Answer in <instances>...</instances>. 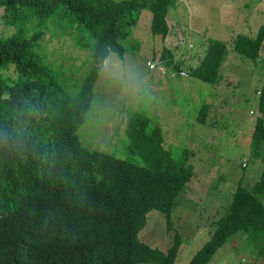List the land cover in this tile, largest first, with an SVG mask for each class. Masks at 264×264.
I'll list each match as a JSON object with an SVG mask.
<instances>
[{
  "label": "trees",
  "instance_id": "1",
  "mask_svg": "<svg viewBox=\"0 0 264 264\" xmlns=\"http://www.w3.org/2000/svg\"><path fill=\"white\" fill-rule=\"evenodd\" d=\"M174 3L0 0L4 23L14 27L9 36H0V264L174 263L179 233L165 252L141 241L138 233L150 210L160 211L171 229V213L193 175L192 165L171 157L162 146L161 127L146 117H133L125 130L126 149L142 164L86 148L77 134L106 57L110 52L123 56L120 41L132 32L143 9L151 12L150 31L165 38L167 12ZM54 16L67 18L69 28L60 31L74 32L73 43L88 51V70L79 78L67 77L43 52L40 41L45 30L55 33L49 28L55 25ZM79 32L86 39L79 41ZM263 41L264 24L254 37L238 34L232 49L256 61ZM205 45L195 65L180 66L168 49L160 62L215 84L227 47L213 38ZM9 67L14 77L1 74ZM71 80L79 86L75 92ZM257 93L261 116L254 123L250 149L263 162L260 177L251 188L239 182L212 222L209 239L187 264H207L238 232L264 257V82ZM206 110L203 104L200 122Z\"/></svg>",
  "mask_w": 264,
  "mask_h": 264
},
{
  "label": "rangeland",
  "instance_id": "2",
  "mask_svg": "<svg viewBox=\"0 0 264 264\" xmlns=\"http://www.w3.org/2000/svg\"><path fill=\"white\" fill-rule=\"evenodd\" d=\"M2 13L0 7V36L5 37L14 27L4 23ZM53 19L55 25L52 22L49 28L56 34L45 30L40 41L46 59L67 77L79 78L88 70V51L73 43L74 32L60 31L69 28L65 16L60 21L57 16ZM166 20L169 32L162 38L150 31L151 12H140L132 32L120 41L123 56L110 52L104 60L77 134L86 148L142 164L126 149L128 122L142 116L161 127L162 146L174 159L191 164L193 175L184 195L182 191L177 197L171 229L160 211L150 210L138 237L165 252L175 232L179 233L181 244L173 264H187L209 239L212 222L225 209L239 182L251 188L263 168L262 160L251 155L250 140L254 123L261 116L257 91L264 82V41L256 61L241 57L232 44L238 34L256 35L264 24V0H175ZM85 36L79 32L78 40ZM210 38L222 40L227 47L219 67L221 79L215 84L186 72L181 75L160 62L168 49L180 66L195 65ZM147 61L154 62L155 68L149 69ZM1 74L16 75L12 67ZM58 78L64 81V76ZM71 83L75 92L79 86L73 80ZM203 104L208 107L206 121L199 122ZM207 264H264V257L258 256L253 243L238 232Z\"/></svg>",
  "mask_w": 264,
  "mask_h": 264
},
{
  "label": "built area",
  "instance_id": "3",
  "mask_svg": "<svg viewBox=\"0 0 264 264\" xmlns=\"http://www.w3.org/2000/svg\"><path fill=\"white\" fill-rule=\"evenodd\" d=\"M147 66H148L149 69H154L155 68V63L152 62V61H147ZM180 74L181 75H185L186 73L184 71H181Z\"/></svg>",
  "mask_w": 264,
  "mask_h": 264
},
{
  "label": "crops",
  "instance_id": "4",
  "mask_svg": "<svg viewBox=\"0 0 264 264\" xmlns=\"http://www.w3.org/2000/svg\"><path fill=\"white\" fill-rule=\"evenodd\" d=\"M207 108H208V107H207ZM198 121H199V120H198ZM203 121H204V122L206 121V116H204ZM199 122H200V121H199ZM251 134H252V133H251ZM244 166H245V165H244ZM244 166H243V167H244ZM184 192H185V191H183V194H182V195H184ZM216 219H217V218H216ZM216 219H215V220H216Z\"/></svg>",
  "mask_w": 264,
  "mask_h": 264
},
{
  "label": "clouds",
  "instance_id": "5",
  "mask_svg": "<svg viewBox=\"0 0 264 264\" xmlns=\"http://www.w3.org/2000/svg\"><path fill=\"white\" fill-rule=\"evenodd\" d=\"M146 63H147V62H146ZM179 73H180V72H179ZM243 164L245 165V163H242V166H244Z\"/></svg>",
  "mask_w": 264,
  "mask_h": 264
}]
</instances>
